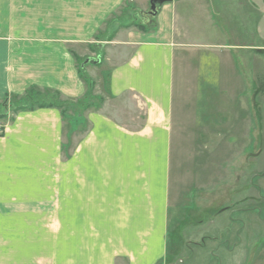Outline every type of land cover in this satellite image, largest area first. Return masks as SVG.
<instances>
[{"label":"crops","instance_id":"1","mask_svg":"<svg viewBox=\"0 0 264 264\" xmlns=\"http://www.w3.org/2000/svg\"><path fill=\"white\" fill-rule=\"evenodd\" d=\"M150 2L0 0V103L9 100L0 113V264H177L169 255L192 244L194 264H224L213 260L223 243L225 264H249L246 209L206 208L195 223L211 230L186 234L181 166L206 154L197 140L213 138L224 110L240 106L242 65L264 54V0H173L154 28L131 25V7ZM85 58L98 61L84 72L102 83L105 102L66 135L58 108L14 113L11 97L33 86L83 98ZM127 94L144 111L136 128L108 112ZM81 123L87 131L70 144ZM199 156L192 167L208 171Z\"/></svg>","mask_w":264,"mask_h":264},{"label":"rangeland","instance_id":"2","mask_svg":"<svg viewBox=\"0 0 264 264\" xmlns=\"http://www.w3.org/2000/svg\"><path fill=\"white\" fill-rule=\"evenodd\" d=\"M131 8L133 11H130L134 13V17L137 15L136 18L131 16V25L146 24L149 17L151 18V5L143 12L137 7L132 6ZM122 14H117L116 17H121ZM144 14L148 16L145 18L146 20ZM112 20H108L106 29L111 28ZM94 57L96 56L94 55ZM93 61L95 60L92 59L88 62L94 63ZM248 62L250 63L249 69L246 64L242 65L241 69L247 90L244 92V97L240 99V106L235 105L224 110L222 113L224 116H220L219 127L214 129L213 138L197 140L199 144L201 142L207 143L206 154L203 156L191 154V166L187 162L181 166L182 175L189 174V179L182 182L181 205L183 212L186 213L182 216L185 215L186 222H192V224L187 225L186 234L192 233L193 230L200 233L210 229L206 224L208 220H205L203 224L195 223L199 218L201 220L206 215V208L220 212L231 209H246L248 211L245 215L247 227L243 237L246 253L250 255L249 264H264V54L258 56L251 52ZM83 63H87L86 58L78 60L79 68L82 67L84 70L85 65ZM91 69L94 68L91 67ZM94 84L96 85L95 81ZM101 84V82L98 83L99 88L97 89L94 86L93 98L66 107L65 135L74 119H80L79 117L88 111H95L103 105L105 101L102 94H97L102 91ZM104 97L106 98V95ZM109 104L108 112L110 111V114L122 124L129 128H136L141 125L144 111L131 95L127 94L123 99L116 101L111 99ZM2 110L0 109V113ZM0 124L3 126L2 123ZM79 126L81 127L76 134H70V144L76 142L88 129V125L85 123H81ZM201 147L204 149V146ZM197 156H199L198 163L207 165L208 171L206 169L195 170V167H192ZM187 159L188 157L184 158L183 163ZM187 170L190 172H186ZM47 221H50V225L52 224V219ZM55 223L57 222L55 221ZM187 237L188 235H186ZM45 238L50 240L51 236H45ZM170 239H172V233ZM193 239L195 242L196 237ZM218 241L219 243L222 242V240ZM192 245L185 246L184 250L178 253V256H174V252L170 254L171 262L194 264L199 257L196 251L199 249ZM222 246L223 248L218 252L217 258L213 260L225 264L228 259V246L226 243H223ZM50 247L49 241L44 244V253L51 252ZM42 259L44 258L37 260L36 264H48ZM179 259L183 262H180Z\"/></svg>","mask_w":264,"mask_h":264},{"label":"trees","instance_id":"3","mask_svg":"<svg viewBox=\"0 0 264 264\" xmlns=\"http://www.w3.org/2000/svg\"><path fill=\"white\" fill-rule=\"evenodd\" d=\"M158 12V11H157ZM151 18L149 17L148 22L146 24H138L137 27L140 30H147L148 28H154L156 26V16L151 15ZM137 17V16H136ZM134 17V18H136ZM80 76L84 83L87 85V91L83 98L78 100L77 102L64 100L61 97L60 92L52 91L49 89L42 90L38 87H31L28 89V91L23 95H13L10 99V106L12 107V110L14 113H17L22 110H34L37 108H45V107H54L60 109L63 117L66 116V107L72 104L71 106H74V103H78L81 101H85L88 99L93 98V88L95 86L94 81L84 72L83 68H79ZM9 105V100H4L2 103H0V109H6V107ZM65 114V115H64ZM0 114V118H1Z\"/></svg>","mask_w":264,"mask_h":264},{"label":"water","instance_id":"4","mask_svg":"<svg viewBox=\"0 0 264 264\" xmlns=\"http://www.w3.org/2000/svg\"><path fill=\"white\" fill-rule=\"evenodd\" d=\"M172 1L173 0H151V2H150V5H151L150 14L155 15L160 6L164 5L165 3L172 2ZM93 62L96 63L98 61H93Z\"/></svg>","mask_w":264,"mask_h":264},{"label":"built area","instance_id":"5","mask_svg":"<svg viewBox=\"0 0 264 264\" xmlns=\"http://www.w3.org/2000/svg\"><path fill=\"white\" fill-rule=\"evenodd\" d=\"M3 126L0 124V133L2 132Z\"/></svg>","mask_w":264,"mask_h":264}]
</instances>
